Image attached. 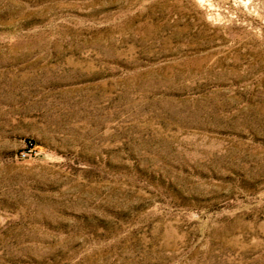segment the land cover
Here are the masks:
<instances>
[{"label":"rangeland","instance_id":"1","mask_svg":"<svg viewBox=\"0 0 264 264\" xmlns=\"http://www.w3.org/2000/svg\"><path fill=\"white\" fill-rule=\"evenodd\" d=\"M0 264H264V0H0Z\"/></svg>","mask_w":264,"mask_h":264}]
</instances>
